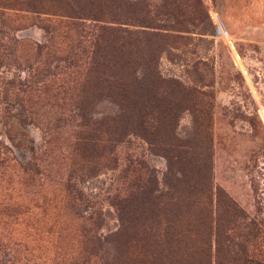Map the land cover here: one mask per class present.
Wrapping results in <instances>:
<instances>
[{
  "label": "rangeland",
  "instance_id": "rangeland-1",
  "mask_svg": "<svg viewBox=\"0 0 264 264\" xmlns=\"http://www.w3.org/2000/svg\"><path fill=\"white\" fill-rule=\"evenodd\" d=\"M9 1L21 10H0L12 15L0 16V162L13 158L26 166L32 151L44 148L48 131L78 122L71 103L53 100L48 94L37 98L36 92L44 90L43 85L52 79L72 80L76 85L79 70L92 57L100 33L96 28L111 25L106 14L110 3ZM121 5L127 23L134 25L124 28L167 35L140 45L135 42L134 48L141 46L142 50L125 59L129 62L125 70H157L159 77L168 81L165 86L177 81L207 96L204 124L209 129L205 137L211 145L212 185L219 191L218 232H230L228 228L233 226L231 232L238 239L233 248L247 249L249 257L230 262L224 256L217 262L216 243L211 237L207 247L212 264H263L258 260L264 255V0H122ZM55 7L62 9L50 10ZM78 8L91 12L83 13L81 19L61 13L72 10L74 15ZM138 22L150 29L138 27ZM105 39L106 35H99L101 50L107 44ZM129 43L128 50L134 40ZM151 48L152 56L148 55ZM113 108L112 103L103 102L97 111L111 113ZM194 117L187 109L177 121L176 134L183 140L192 134ZM115 154V165L108 162L95 177L79 185L87 211L103 218V235L118 228L111 200L126 188L130 177L125 169L137 167L143 173L145 166L158 178L166 170L165 159L140 137H127ZM202 211L190 205L187 215L178 216L180 228L196 235L213 233V218L201 215ZM211 211L215 218L216 208ZM202 244L206 248L203 241L201 249ZM226 246L223 242L220 245L223 251ZM6 260L0 258V264ZM21 261L34 262L24 256Z\"/></svg>",
  "mask_w": 264,
  "mask_h": 264
},
{
  "label": "trees",
  "instance_id": "trees-1",
  "mask_svg": "<svg viewBox=\"0 0 264 264\" xmlns=\"http://www.w3.org/2000/svg\"><path fill=\"white\" fill-rule=\"evenodd\" d=\"M108 1L111 25L96 28L99 35H106L107 44L101 50L96 36L92 57L79 70L76 85L72 80L52 79L36 92L37 98L48 94L53 100L71 103L78 122L48 131L44 148L32 151L28 165L13 158L0 162V258L7 257L4 264H32L22 263V256L33 264H212L207 247L212 237L217 262L224 256L230 262L248 259L247 249L233 248L238 241L231 232L233 226L230 232H218L219 191L212 185L211 145L205 137L207 96L177 81L165 86L168 81L157 70H125L129 65L125 59L142 50L134 48L135 42L140 45L167 35L124 28L132 24L127 23L122 0ZM0 10L21 9L0 0ZM1 11L0 16L12 17ZM85 12L91 10L78 8L74 15L72 10L61 11L73 19L83 18ZM142 23L137 26L150 29ZM131 39L134 43L128 50ZM103 102L112 103L111 113L97 111ZM187 109L195 119L191 136L183 140L176 134L177 121ZM129 136L146 141L165 159L166 170L158 178L145 166L144 174L137 167L125 169L130 177L126 188L111 200L119 225L103 235V218L87 211L79 185L108 162L115 165V151ZM190 205L203 208L200 214L213 218V233L196 235L180 228L178 216L187 215ZM212 207L218 212L215 218ZM203 241L206 248L202 244L201 249ZM222 242L227 245L225 251ZM258 261L264 264V255Z\"/></svg>",
  "mask_w": 264,
  "mask_h": 264
},
{
  "label": "water",
  "instance_id": "water-1",
  "mask_svg": "<svg viewBox=\"0 0 264 264\" xmlns=\"http://www.w3.org/2000/svg\"><path fill=\"white\" fill-rule=\"evenodd\" d=\"M217 33H218V34L221 33L219 27H217ZM228 42H229V45H230L231 49L234 50V45H233V43H232L230 40H229Z\"/></svg>",
  "mask_w": 264,
  "mask_h": 264
}]
</instances>
